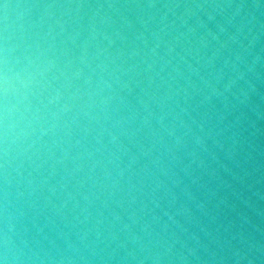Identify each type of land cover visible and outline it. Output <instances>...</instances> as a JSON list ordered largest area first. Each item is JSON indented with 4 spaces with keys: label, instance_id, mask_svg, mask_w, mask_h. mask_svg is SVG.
I'll list each match as a JSON object with an SVG mask.
<instances>
[{
    "label": "water",
    "instance_id": "water-1",
    "mask_svg": "<svg viewBox=\"0 0 264 264\" xmlns=\"http://www.w3.org/2000/svg\"><path fill=\"white\" fill-rule=\"evenodd\" d=\"M0 264H264V0H0Z\"/></svg>",
    "mask_w": 264,
    "mask_h": 264
}]
</instances>
